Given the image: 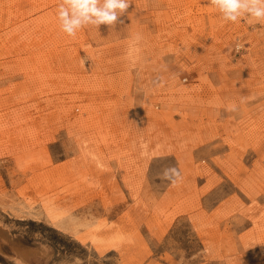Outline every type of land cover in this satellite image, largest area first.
I'll return each mask as SVG.
<instances>
[{
	"label": "rangeland",
	"instance_id": "1",
	"mask_svg": "<svg viewBox=\"0 0 264 264\" xmlns=\"http://www.w3.org/2000/svg\"><path fill=\"white\" fill-rule=\"evenodd\" d=\"M61 2L0 0V264H264V22L130 0L70 37Z\"/></svg>",
	"mask_w": 264,
	"mask_h": 264
},
{
	"label": "clouds",
	"instance_id": "2",
	"mask_svg": "<svg viewBox=\"0 0 264 264\" xmlns=\"http://www.w3.org/2000/svg\"><path fill=\"white\" fill-rule=\"evenodd\" d=\"M225 22L236 23L247 19L249 23L264 22V0H210ZM130 7V0H62L57 18L60 29L70 37L85 27L113 26ZM175 173L174 169L165 171Z\"/></svg>",
	"mask_w": 264,
	"mask_h": 264
},
{
	"label": "bare ground",
	"instance_id": "3",
	"mask_svg": "<svg viewBox=\"0 0 264 264\" xmlns=\"http://www.w3.org/2000/svg\"><path fill=\"white\" fill-rule=\"evenodd\" d=\"M45 214L46 216L53 222L57 223L60 219L67 214V210L62 206L56 204H48L45 206ZM56 225V224H55ZM116 231V230H115ZM120 234L118 232H112L109 235L110 242L118 241L120 239ZM123 236V235H122ZM122 239V238H121ZM119 243V242H118ZM112 244V243H111ZM117 244V243H116ZM115 246V245H114Z\"/></svg>",
	"mask_w": 264,
	"mask_h": 264
}]
</instances>
